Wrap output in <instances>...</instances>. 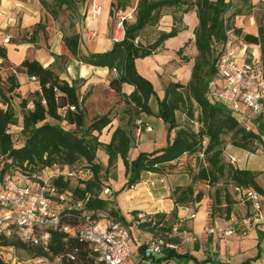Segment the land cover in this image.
I'll return each instance as SVG.
<instances>
[{"label": "trees", "instance_id": "1", "mask_svg": "<svg viewBox=\"0 0 264 264\" xmlns=\"http://www.w3.org/2000/svg\"><path fill=\"white\" fill-rule=\"evenodd\" d=\"M60 4H68L70 0H58ZM115 5L120 8L130 5V0H116ZM228 0H137L134 9V20H123L124 36L119 41H114L112 47L101 53H92L81 58L85 63L96 66H105L111 71L108 84L119 95V103H123L122 113L127 116L124 126H117L112 132L108 143L98 140L97 134L111 122V111L99 114L85 123L84 111L76 94V86L72 81L59 78L52 66L44 67L37 60L24 59L19 66L28 76H34L37 84L30 98H21L20 109V133L22 143L15 146L8 128L18 122L16 111L11 103V96L16 95L14 90L19 87L15 74H8L5 79L0 75V176L9 174L14 180L19 176H26L36 181L35 175L41 174L46 168L67 166L71 169L89 167L91 175L77 180L76 185H71V180L62 175L52 180L57 191L70 190L74 200H81L83 208L72 209L70 215L64 217L66 223L74 225L78 223L76 215L82 212L95 216L98 210L107 212L109 217L128 225L124 217L110 205L112 200L102 196V190L106 186L105 174L108 173L119 155L125 165L126 182L124 187H131L138 181L139 173L143 170L159 171L164 163L179 158L183 154H201L197 157V171L192 174V182H206L214 188L212 212L219 206L227 216L234 203L233 188L235 186H253L259 193L264 194L263 189L257 184V172L249 169H239L228 164L224 160V148L226 137L229 142L237 147L253 151L254 142H262L258 132H245L231 115L230 110L217 102L209 103L206 98L208 84L216 74V60L218 51L210 48V44L216 46L225 40L222 24V14L228 9ZM184 6V7H183ZM195 6L198 24L194 29V45L196 55L193 59L190 79L186 84L170 82L165 87L164 96L159 99L151 85L141 77L135 68V59L154 52L168 37L174 36L180 29L174 22L181 23V16L173 14V26L171 30L159 32L156 39L148 44H142L138 40L139 33L146 27L156 24L161 17L163 7H173L174 11L186 12ZM241 13V8H235L229 15L232 18ZM264 16V10L263 14ZM41 25L37 24V27ZM232 32L240 35V28L234 27L231 21ZM246 42L258 44L261 57L264 60V27L258 25V35L244 34ZM135 40H137L135 42ZM65 45L73 55L77 54L78 35L73 33L63 37ZM183 47L177 50L181 56ZM57 56H55L56 59ZM0 58H6V49L0 45ZM187 61L186 56L181 57ZM128 83L134 86L129 95L121 92V85ZM154 95L157 100L156 115L167 125L168 133L174 129V135L162 149L151 152H141L134 159L127 160V153L133 141V129L135 120L140 113L151 114L148 107V99ZM31 103V107L28 104ZM74 105L75 110L67 111L65 120L71 124V128L60 125V108ZM177 111L183 112L186 117L185 124L178 126L176 121ZM57 121V122H55ZM197 126V128L194 127ZM98 148H103L108 155L107 166L94 161ZM224 182H221V180ZM232 189V191H231ZM205 193L202 189H195L193 184L176 187L173 190L175 206L199 203ZM134 219L137 212L133 211ZM98 218H102L99 216ZM164 213H156L149 216V220L138 223V228L150 233L152 236H165L169 231L171 221L165 219ZM259 236H262L260 232ZM175 241V238H169ZM7 247L22 248L31 254V258L43 257L52 260L59 255L68 264H93L89 255L88 245L85 241L69 238L61 231H51L48 241V251L40 246L30 244L21 239L18 229H14L10 236L0 234V264H10V257L4 254ZM144 244L139 246L141 251ZM152 260L162 264L170 258L182 259L183 264L194 259L190 254L176 253L172 249L164 248ZM73 256V259L70 258Z\"/></svg>", "mask_w": 264, "mask_h": 264}, {"label": "crops", "instance_id": "2", "mask_svg": "<svg viewBox=\"0 0 264 264\" xmlns=\"http://www.w3.org/2000/svg\"><path fill=\"white\" fill-rule=\"evenodd\" d=\"M246 1L250 6L249 11L246 13L241 9V13L235 15L231 20L232 25L241 30L240 35H235L234 45L239 55L254 54L258 56L261 55L259 45L246 42L243 35L257 36L259 23H262L264 27V16H262L264 0ZM115 2L116 0H77L72 9L73 18L68 22V26L63 29L64 31H56L53 19L48 13L45 17L39 0H0V45L6 49V58H0V75L5 79L8 74H15L19 83V87L14 90L15 97L29 99L31 93L37 89V84L32 82L24 73V69L19 66L22 60H37L44 67L52 66L60 79L67 81L69 84L72 81L74 82L80 107L84 111L86 124L94 116L112 110L111 122L100 133L94 132L97 134L98 140L105 144L110 141L112 132L117 126L125 125L127 116L121 111L123 103L118 102L119 95L109 87L108 80L111 71L108 67L85 63L81 58L92 53L105 52L112 47L114 24L119 15H126L128 21L134 20L136 2L133 7L127 5L124 9L117 7ZM92 5L101 7L99 14H92ZM241 5L240 0H235L232 11L235 8H241ZM174 9L173 7H163L159 21L152 26H146L137 38L142 44L153 42L159 32L171 30L173 14L180 15L181 23L174 22V25L180 27L177 34L165 39L151 53V56L171 53L173 55L166 62H173L174 65L185 64L190 69L191 74L193 59L197 53L194 45V29L198 24L195 6H192L186 12L174 11ZM257 10L261 12H256ZM258 18L260 21H257ZM37 24L41 25V28L42 24L46 25L44 28L45 35L41 34L40 27L36 28ZM73 33L78 35L76 55L70 52L63 41L64 36ZM152 35L154 37L150 40ZM6 37L9 38V41L3 42ZM40 42H44L42 46L39 45ZM185 43L186 46L183 48L181 56L178 55V58H175L174 54ZM55 56H57L56 59ZM182 56H186L188 60L184 61L181 58ZM137 62L138 60L135 59V65ZM154 63L149 68L154 67L156 72H160V63L157 60ZM160 65L167 66L165 63ZM187 82L180 83L186 84ZM162 88H165L162 83L159 89L153 88L158 98ZM133 89L130 84L123 83L121 85V92L125 95H129ZM154 97L152 95L147 103L151 114L140 113L139 118H136V120H141L142 124L140 130L137 129V126L133 129V141L127 153V160L129 161L141 152L147 153L162 149L174 135V129L168 133L167 125L156 115L157 107L156 110L150 108L149 102ZM176 121L178 126H181L185 124L186 118H176ZM146 126L150 127V130H147ZM194 127L197 128L196 125ZM16 128L21 129V127ZM263 148L264 142H262L261 149L255 148V150L250 151L234 146L228 141L224 148V160L233 167L257 172L256 182L264 191ZM197 157L201 159V154H183L179 158L161 165L159 171L143 170L139 173L138 181L127 188L124 187L126 182L125 165L123 159L118 155L104 177V182L110 189V194H102V196L110 198L113 202L110 206L124 217L128 223L126 226L129 228L130 237H132V226L138 228V223L132 214L133 211L145 216L164 213L171 223L188 215L191 210L196 211L194 219H186L182 224L183 228L194 234L191 239V252L189 253L194 259L187 261L185 264H264V220L254 223L252 229L245 236L235 235L228 238L226 244L222 241H216L210 236L206 243L208 248L206 250L204 249V242L200 238V232L207 218L204 207L210 197L205 194L199 203L175 206L173 190L176 187L189 184H193V187L197 190H203L204 187H207L204 181L192 182V174L197 171L195 163ZM94 161L104 167L107 166L108 155L103 148L96 150ZM262 195L264 197V194ZM232 196L234 203L229 215L227 216L223 212L218 216H213L214 223L228 225L233 218L242 217L248 213L250 210L249 204L238 201L234 194ZM143 232L150 237V233ZM260 232L262 236H259ZM139 246L140 244L137 247H132L130 244L132 250H139ZM168 261L174 264H183V260L177 258H170L163 261L162 264ZM132 263V261H128L127 264ZM150 264L157 263L152 260Z\"/></svg>", "mask_w": 264, "mask_h": 264}, {"label": "built area", "instance_id": "3", "mask_svg": "<svg viewBox=\"0 0 264 264\" xmlns=\"http://www.w3.org/2000/svg\"><path fill=\"white\" fill-rule=\"evenodd\" d=\"M228 1L230 5L222 14L225 40L218 46L210 44V48L217 49L218 57L215 65L216 74L208 84L206 98L209 103L217 102L226 106L245 132H258L259 127L264 130V60L261 55L238 54L229 18L235 0ZM91 11L92 14H99L101 7L92 5ZM126 17V15L117 17L112 34L114 41L123 38V20ZM8 41V37L3 39V42ZM29 79L32 82L36 81L34 76ZM28 106L31 107V103ZM69 110H75V106L67 105L59 110L62 117L59 123L64 128L72 127L64 118ZM135 124L140 130L141 120H135ZM145 128L150 130V127ZM7 131L11 133L10 127ZM260 137L264 142V131ZM46 172L35 175L36 181L26 176H19L16 180L9 174L0 176V234L10 236L14 229H18L22 240L48 251L50 232L61 231L66 237L87 243L93 264H127L128 261H132L133 264H150L152 257L161 254L164 248L180 254L191 252V239L194 234L183 228L182 224L186 219H194L196 211L191 210L188 215L173 221L169 231L165 232L168 239L160 235H150L141 251L132 250L129 228L122 222L110 218L107 212L98 210L95 216L82 212L76 215L78 223L74 225L66 223L64 217L70 215L72 209H82L83 203L81 200H74L70 190L57 191L52 180L59 175L70 180L86 178L92 174L89 167L73 169L67 166L48 167ZM31 182L37 183V186ZM233 191L238 201L249 204L250 210L242 217L233 218L228 225H218L214 223L211 215L212 205L208 201L204 207L207 218L200 232L206 250L210 236L226 244L228 238L235 235L245 236L254 223L264 220V197L261 193L251 185L235 186ZM102 193L110 194V189L105 186ZM99 216L102 218H98ZM145 220H149V216L144 214H137L135 219L137 223ZM169 238H175V241ZM4 250L10 255L14 248L7 247ZM70 258L73 259V256ZM44 262L68 264L59 255L54 256L52 260L35 258V263Z\"/></svg>", "mask_w": 264, "mask_h": 264}, {"label": "rangeland", "instance_id": "4", "mask_svg": "<svg viewBox=\"0 0 264 264\" xmlns=\"http://www.w3.org/2000/svg\"><path fill=\"white\" fill-rule=\"evenodd\" d=\"M137 0H130V5L129 7H133L135 2ZM42 9L44 11V15L46 17V13H48L50 15V17L53 19V24L55 26L56 31H64L63 29L66 28V26H68V22L70 21L71 18H73L72 15V9L74 8V6L76 5L75 2H77V0H70V2L68 4H60V2L58 0H39ZM240 4L241 5V9H243V12H248L250 6L248 5L249 3L246 0H240ZM260 5V4H258ZM259 13L261 12L260 10H257L256 12ZM178 14V13H177ZM261 22L262 17L260 18ZM257 21H260L259 18L257 19ZM45 26L42 24V28H41V34L45 35ZM155 32V30H154ZM177 34V33H176ZM175 34V35H176ZM151 35V32H150ZM174 35V36H175ZM155 36V34H154ZM152 35V37L150 36V40L151 38L154 37ZM173 37V36H171ZM169 38V37H168ZM44 42H40V46L43 45ZM47 45V44H45ZM238 51V50H237ZM171 53L168 54H162V55H155V57H152L151 54L145 55V56H140L137 57L136 60H138V62L135 65V68L138 72V74L145 78L146 80H148L152 87L158 88L160 87V84L162 83L163 85H165V87L170 83V82H174V83H185L189 80L190 77V69L188 68L187 65L183 64V65H174L173 62H166L167 60H170L171 58ZM175 58H178V54H174ZM145 60V62L143 63V61ZM158 63H165L167 66H162L159 64L160 66V72H156L154 70V67H151L150 65H152V63L154 62ZM155 65V63H154ZM158 71V70H157ZM1 77L3 78V76L1 75ZM128 84V83H126ZM131 85V84H130ZM133 86V85H131ZM134 88V86H133ZM165 93V88H162L160 91V96L159 99H161L164 96ZM11 103L16 111V114L18 115V122L16 125L11 126L10 130H11V136H12V140L15 146H19L22 143V136L20 133V130L17 129L16 127H20L19 122H20V109H19V101L20 99H18L17 97H15V95L11 96ZM157 103L158 100L156 97H154L153 100H150L149 105L150 108L152 110H156L157 107ZM0 106L4 107L3 104H1L0 102ZM176 118H186L185 115L183 114V112L181 111H177L176 113ZM16 126V127H15ZM195 126V125H194ZM226 141H229V136L226 137ZM262 148V142H254L252 148ZM255 150V149H254ZM193 162V161H192ZM44 173L46 172V169H44ZM262 179V178H261ZM221 182H224V180L222 179ZM77 183V179L73 178L71 179V185L74 186ZM32 185L37 186V183H33L31 182ZM264 184V183H263ZM203 191L206 195H208L210 197V204L212 205V201H213V195H214V188L210 187L207 185V187L203 188ZM213 207V205H212ZM221 207L216 206L214 207L213 211H214V216H218L220 214L223 213L222 210H220ZM131 235L132 237H130V244L135 247H137L139 244H144L148 239V235H146V233L143 232L142 229H138L136 226H132L131 228ZM263 249H264V242H263ZM4 254H6V250H3ZM10 257V262L11 264H46L44 263H35V259L31 258V254L22 248H15L14 251L8 255ZM263 258H264V254H263ZM133 264V263H132ZM164 264H174L171 261L168 262H164Z\"/></svg>", "mask_w": 264, "mask_h": 264}]
</instances>
